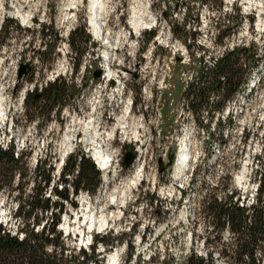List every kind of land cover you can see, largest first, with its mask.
<instances>
[{
	"label": "rangeland",
	"instance_id": "rangeland-1",
	"mask_svg": "<svg viewBox=\"0 0 264 264\" xmlns=\"http://www.w3.org/2000/svg\"><path fill=\"white\" fill-rule=\"evenodd\" d=\"M105 1L108 11L103 19L105 36L101 38L87 24L88 0H0V111L4 110L0 118V146L7 149L12 143L22 154L18 170L23 176L17 180L16 175L13 186L0 193V222L13 235L19 238L24 235V230H20L24 222L15 216L17 196L35 193L32 182L35 176L39 180V173L49 174L51 182H57L58 190L66 188L57 181L56 165L62 159L60 144L74 119L95 114L105 140L106 132L127 108V133L116 129L111 141L105 140L104 144L112 155V170H100L99 185L93 192H84L89 199L80 190L72 197V189L67 188L73 203L62 200L63 211L56 225L65 246L70 250L78 242L80 249L85 246L91 252L92 245H88L86 237L91 236L92 242L97 235L113 241L108 245L95 242L92 252L99 264H111L109 257L115 249L120 254L113 264H134V259L136 264H162L168 257L179 264L190 251L203 256L211 252L214 264H243L219 255L232 235L226 228L216 234L200 202L203 197L229 194L231 188L239 198L238 204L253 203L250 193L264 163V54L261 62L248 71L249 89L245 87L236 93L221 112L214 110L213 105L209 112L193 113L184 105L183 91L197 73V67L208 64L209 57L221 54L223 46L232 43L244 46L248 42L250 50H264V36L255 34L252 24L253 19L264 18V0H233L229 5L225 0H202L203 4L200 0ZM74 2L78 8L69 10ZM140 4L142 8L137 9ZM136 10L141 11L144 21L149 20L147 13L154 21L139 37L131 29ZM8 18L14 19L19 27L12 29L2 43L5 33L1 26ZM43 24H50L57 35V39L51 37L47 41L48 50L41 41ZM79 25L90 36L89 40L78 48L69 45L68 53L64 54V37ZM248 27L249 33L243 29ZM152 32L154 36L149 39ZM45 49L44 55H37L36 50ZM196 50L205 53L197 57ZM77 51L84 53L76 70L73 63ZM187 51L185 63H181L178 56ZM108 55L113 61L111 78L115 84L107 88ZM22 63L29 64L30 70L18 78ZM241 66L246 69L248 63L247 67ZM58 79L60 84H67L65 104L59 113L55 112L56 107L43 101L37 113L26 109L40 97L44 87ZM124 88L131 99L116 93ZM31 93H36L34 99L30 98ZM97 97L99 104L94 106ZM34 114L36 117L30 120ZM80 136L74 140L65 161L79 154L93 159ZM136 137H140L139 141ZM182 147H187L190 155L188 168L185 169L183 161L184 172L175 178ZM126 151L135 153L129 167L122 164ZM174 152L176 160L171 164L169 154ZM39 157L46 163L37 171L35 161ZM160 157L163 161H159ZM192 168H195L193 176ZM137 172L142 176L121 211V223L104 230H90L87 226L90 207L84 204L89 201L88 206L95 213L104 210L105 215L113 216L118 208L110 204V196ZM42 186L41 182L39 188L45 198L60 200L54 193L55 187ZM56 210V207L36 210L39 223L34 225V231H45V236L46 229L52 227L50 212ZM65 224L70 227L67 236L62 231ZM205 238L211 241L204 243ZM101 243L105 248L102 255ZM53 249L50 245L45 248L48 253ZM70 254L74 255L73 251ZM256 256L263 264L264 247Z\"/></svg>",
	"mask_w": 264,
	"mask_h": 264
},
{
	"label": "trees",
	"instance_id": "trees-1",
	"mask_svg": "<svg viewBox=\"0 0 264 264\" xmlns=\"http://www.w3.org/2000/svg\"><path fill=\"white\" fill-rule=\"evenodd\" d=\"M18 27L17 22L12 18H8L6 22L4 21L2 29L5 33V39L2 43L8 39L10 31L18 29ZM40 29L42 32L41 41L48 50L47 41L51 40V37L57 38L56 31H53L50 24H43ZM152 35L153 33H151ZM88 39L89 36L85 34L81 26L70 34V43L74 48H78L82 43L85 44ZM36 53L41 57L46 53V49L36 50ZM239 53L240 50H236L224 54L213 67H209L201 73L196 82L189 84L185 96L188 99V106H191L192 110L198 113L202 108H209L214 103L216 108H221L224 101L235 93L243 77V70L239 65ZM76 54H78V60L75 63V69L78 67L83 51H77ZM249 75L250 72L247 73L246 81ZM65 88H67V84L65 82L60 84L59 79L49 83L42 90L40 97L31 101L30 106L27 105L26 109H33V113H37L36 109H39L40 101H43L44 104H51L52 108L56 107L55 112L59 113L65 104L63 100L64 95H66ZM35 95L36 93H31L30 98L34 99ZM217 96H220V98L214 101ZM26 102L29 104L28 99ZM34 117H36V114L31 116L30 120H33ZM20 162H22V154L16 152L12 143L5 150L0 146V193L13 186L16 175L17 180L23 177L18 170ZM43 163L45 164L46 161H40L35 169L38 171ZM67 174L70 177H66ZM99 175L100 172L91 158L79 154L67 158L60 182H70L73 185L74 192L79 189L93 192L99 184ZM39 176L38 181L36 180L37 176H35L32 182L35 193L27 197L17 196L19 203L15 216L21 217L24 222V227L20 229L24 230L22 238L10 234L0 223V264H88L89 262L96 264L94 254H88L84 250L70 257L64 254L65 244L61 239V233L56 230V225L59 223L63 211L62 200L73 203L72 198H69L67 188L58 190L56 186L54 193L57 194L60 200L52 201L49 197L45 198L39 185L41 182L42 187L50 185L51 178L49 174L40 175L39 173ZM258 179L256 201L249 207L240 206L237 203V194L231 188L229 194L204 197L201 202L204 215L210 218L209 223H212L216 234L225 228L231 233L232 240L222 247L219 255L227 256L233 263L262 264L260 259L257 258L256 252L261 251L264 247V163ZM233 198H235V201H233ZM205 200L208 201L204 202ZM51 207H56L57 210L54 213L50 212L52 227L46 229L47 233L44 236L45 231L44 233L43 231L41 233L34 231V225L39 223L36 210H40V212L48 211ZM31 224L33 226L29 228ZM214 238H217V236ZM116 240L119 241V239ZM97 241H101L106 245L113 244V241L108 242L109 240H105L98 235L95 236L94 243ZM207 241L211 240L205 238L204 243ZM47 245L54 247L52 252L48 253L45 250ZM94 248L93 245L92 250ZM171 263L170 260L162 262V264ZM179 264H214V262L212 261L211 252L203 256L191 251Z\"/></svg>",
	"mask_w": 264,
	"mask_h": 264
},
{
	"label": "bare ground",
	"instance_id": "bare-ground-1",
	"mask_svg": "<svg viewBox=\"0 0 264 264\" xmlns=\"http://www.w3.org/2000/svg\"><path fill=\"white\" fill-rule=\"evenodd\" d=\"M227 4H230L233 0H225ZM248 1V0H244ZM254 1V0H253ZM77 2H74L70 4L69 10H73L76 8ZM258 3V2H257ZM88 8V12L90 15V21L89 25L92 28V32L96 37H104L105 36V31H104V20L105 19V14L107 13V3L105 0H88V3L86 4ZM255 5V4H254ZM264 5V4H263ZM135 10V9H134ZM263 12V11H262ZM149 18L148 21H144L142 18L141 11H134L133 16L131 19V29L134 30V35L137 37L141 33V31L146 30L153 25V19L150 17V15H147ZM261 25V21L259 23ZM114 49V48H113ZM107 61L109 62L108 68H109V76H113V68H112V62L111 57L109 55L106 57ZM116 93L119 95L120 91L116 90ZM119 97V96H118ZM99 97L96 98V102L94 106H97L99 104L98 102ZM1 100V98H0ZM96 109H98L96 107ZM4 110L2 109L0 111V118L3 116ZM128 118L129 114L127 112V108H125V111L123 114L119 117L116 125L111 129L106 132L105 140L109 141L113 135L112 133L116 129H120L124 132V134L127 133V123H128ZM74 119V118H73ZM98 120L95 117V114H93L89 118H82L79 117L77 119H74V123L69 126L68 132H66V135L60 144V156L63 159L69 152H71L72 145L74 140H77L78 135L80 136V142H84L86 144V147H88L91 152H92V158L95 160L97 166L104 170L105 172L112 167V155L104 148L105 140L102 139V135L100 134V128L98 124ZM139 141L140 137H136ZM102 140V141H101ZM111 141V140H110ZM76 142V141H75ZM5 150V149H4ZM188 152H187V147H182V150L180 152V159L178 160V164L175 166L176 167V174L175 178H179L184 170L181 168L183 166V161L187 158ZM138 174L135 175L133 179L127 180L122 186L118 187L112 195L110 196V204L112 206H116L117 211L113 212V216H108L105 215L104 210L100 213L97 212L95 213L94 208L88 204L84 206L86 208L90 207L89 209V217H88V222L87 226L89 227L90 230H104L108 228L109 226L113 225L114 227H117L121 223V211H123L124 206L127 205L128 199L130 195L132 194V191L134 188L137 186L139 180L141 179V174L137 172ZM105 174V173H104ZM175 180V179H174ZM88 193V192H87ZM79 226H82L81 220L78 222ZM67 224L64 225V230H70V227L67 228ZM70 226V225H69ZM120 252V251H119ZM118 249H115L109 259L111 264L116 261V258L118 256Z\"/></svg>",
	"mask_w": 264,
	"mask_h": 264
},
{
	"label": "built area",
	"instance_id": "built-area-1",
	"mask_svg": "<svg viewBox=\"0 0 264 264\" xmlns=\"http://www.w3.org/2000/svg\"><path fill=\"white\" fill-rule=\"evenodd\" d=\"M184 11H185V8H184ZM260 21H261V25H259V23H260ZM253 30H254V33L255 34H257L259 37H263L264 36V18H261V17H259L258 19H257V21L255 22V24H254V27H253ZM255 39V38H254ZM255 41H256V39H255ZM239 45V43H232V44H230V45H228V46H223V50H222V53L221 54H219L218 56H213L212 58L211 57H209V60L207 61V63L208 64H205V65H203V67H204V69H207V68H209V67H213L214 66V64L217 62V60L219 59V58H221L222 56H223V53L226 51V50H231V49H233V47H235V46H238ZM204 51V50H203ZM202 51V52H203ZM205 53V51L202 53V54H200L199 53V50H196V52H195V55L197 56V57H201L203 54ZM184 57L188 54V51L186 52V53H181ZM263 54H264V50H262V49H254L253 51H252V53H251V58H252V64H251V66L248 68V71H249V69H254V67L256 66V65H258L260 62H261V60H262V56H263ZM188 61H190V59H188ZM9 147V146H8ZM16 155V154H15ZM43 159H42V157H39V160L38 161H42ZM36 162V161H35ZM97 165V164H96ZM59 172L57 173V177H59ZM190 174L193 176V172H192V170H191V172H190ZM257 185H258V182L257 183H255L254 184V187H253V191L250 193V199L252 200V202H254L255 201V194H256V190H257ZM179 188H180V186H179ZM71 193H72V195H73V191H71ZM242 203V202H241ZM70 204H71V202H70ZM68 231V230H67ZM64 235H68L69 234V231L67 232V233H63ZM90 239H88L87 237H86V239L87 240H89L90 242H89V244L88 245H94L95 246V244L96 243H94V242H92V237L90 236L89 237ZM85 240V238L83 239V241ZM82 247H84V251L86 252V253H93L92 251L94 250H91V252H87L86 250H87V248L85 247V246H82ZM100 247H102L101 248V251H100V254L102 255V254H104V252H105V248L103 247V244L101 243L100 244ZM73 248V249H72ZM74 248H76L77 249V251H75L74 250ZM81 247H80V244L77 242V243H75L74 242V245H71V249L69 250V248L67 247V246H65V250H64V254L67 256H71V254H70V252H72L73 251V253L74 254H77L79 251H81V250H83V249H80ZM92 248V247H91ZM94 254V253H93ZM188 254H186V256H187ZM94 256H95V254H94ZM95 259H96V256H95ZM168 259L170 260V257H168ZM96 261H97V263L96 264H99L100 262H99V260L98 259H96ZM90 263H93V262H90ZM89 264V263H88ZM94 264V263H93ZM171 264H174V259L172 258V263Z\"/></svg>",
	"mask_w": 264,
	"mask_h": 264
},
{
	"label": "water",
	"instance_id": "water-1",
	"mask_svg": "<svg viewBox=\"0 0 264 264\" xmlns=\"http://www.w3.org/2000/svg\"><path fill=\"white\" fill-rule=\"evenodd\" d=\"M30 70V65L25 63V64H21L20 65V69H19V74H18V78H20L22 76V74H27ZM134 158V153H132L131 151L127 152L124 156V160H123V165L124 166H129V164L132 162ZM160 166H161V162H160Z\"/></svg>",
	"mask_w": 264,
	"mask_h": 264
}]
</instances>
